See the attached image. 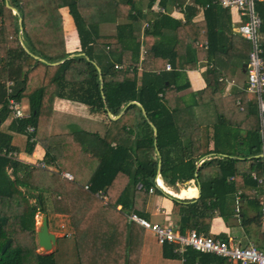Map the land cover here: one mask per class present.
I'll return each mask as SVG.
<instances>
[{
  "label": "trees",
  "instance_id": "16d2710c",
  "mask_svg": "<svg viewBox=\"0 0 264 264\" xmlns=\"http://www.w3.org/2000/svg\"><path fill=\"white\" fill-rule=\"evenodd\" d=\"M173 3L187 7L180 10L185 21L172 16ZM218 4L148 0L144 8L142 0H0V151L6 150L0 155V264H61L56 252L38 251L35 241L38 213L46 214L52 227L49 209L65 215L63 226L71 233L63 237L74 240L79 260L74 264H128L137 248L127 218L116 206L148 219L150 188L158 195L169 194L156 185L158 174L175 190L188 182L198 194L192 180L201 189L197 198L170 196L181 233L197 229L215 236L210 227L216 211L229 223L236 196L260 212V199L253 193L258 183L251 176L261 175L264 168L258 157L262 150L258 103L248 98L247 81L242 94L232 100L240 114L256 117V125L245 135V118L239 124L240 118L220 111L234 56L222 47L211 66V54L223 35L211 22ZM192 6L204 7L203 19L193 21ZM62 7L68 8L69 22H64ZM256 9L262 17L259 32L264 33V1H257ZM116 19L121 22L115 34L100 32V23ZM151 36L157 39L146 43ZM259 43L264 58V41ZM205 56L207 86L182 95L191 88L186 68H196ZM168 63L171 70H166ZM242 65L232 63V73ZM11 97L26 106L28 117L12 114ZM211 103L218 114L212 134L211 119L197 118L195 111ZM228 119L237 126H229ZM241 144L248 155L238 151ZM37 148L44 150V158L35 164L8 154H33ZM39 162L71 172L74 182L37 166ZM88 183L92 193L102 189L109 193L108 208L84 189ZM258 219L259 214L256 225ZM106 222L120 234L116 246L108 238L111 231L101 236ZM216 237L228 240L225 234ZM162 246L165 258L184 256L185 264H231L216 254L192 248L179 254L173 244Z\"/></svg>",
  "mask_w": 264,
  "mask_h": 264
},
{
  "label": "crops",
  "instance_id": "0c3cea01",
  "mask_svg": "<svg viewBox=\"0 0 264 264\" xmlns=\"http://www.w3.org/2000/svg\"><path fill=\"white\" fill-rule=\"evenodd\" d=\"M94 1L95 2H102V0H94ZM147 1L148 0H142V5L144 8H146L145 5L147 4ZM218 5H220V6H218ZM218 5L217 6L220 8L214 10L215 12H213V14H215V17H214V19L211 17V22H212V25H215L216 27L217 26L221 27V31L223 32V35L218 36V39H217V41H219L218 48L215 49L216 51L214 50L211 54V59H210L211 60V66H213L217 60V58H216L217 55H215V53H217V50L221 51L220 49L222 47L228 48L229 50H231L230 53H232L234 56V60L231 63H229V65H228L229 67L227 70V76L225 78L227 81V85L225 86V89L223 92V96L225 97V99L224 98L221 99L222 103L220 105L221 106L220 111L226 110L225 114L228 117L232 116V118H240L239 124H241L242 120L245 118L246 122H243V126H242V128H243L242 134L245 135L246 131L249 130L250 126L253 125L252 127H254L256 125V117L250 116L249 118H247L244 114L243 115L240 114L242 111L236 109V105H232L233 104L232 100L235 99L237 96L242 94L240 91H242L244 89V86L246 84L247 73H246L245 60L248 57V50L251 49V45L250 44L248 45L247 39L245 37H243L237 30L238 26L241 24L240 21L242 19H244L240 15L239 11L236 10L235 8H228V7H225L223 5L221 6V4H218ZM100 6H102V5H100ZM176 6L177 5H174V3L172 6V9L170 6L171 12L174 13V14H172V16L175 18H180V19L185 21V13L183 11L182 12L181 11H175V12L173 11V10H175ZM62 8H67V7H62ZM185 8H187V7L185 6L184 9ZM61 9H60V11H61ZM204 10H205L204 7L196 6L194 8L192 6V9L190 10V14L193 16L194 22L203 19ZM119 22H121V21H118L116 19L115 21H111V22L106 21V22L100 23V25H99L100 26L99 27L100 32L103 34H107V35L115 34L116 28H117ZM216 23H218V25ZM67 29H70V25L67 26ZM181 35H182V32L179 33V36H181ZM151 37H149L148 39L146 38V43H149V42L157 39L154 36H151ZM259 40L261 42L264 41V33L263 32H259ZM197 43H198V45H200V41H198ZM76 45H77V43L72 46L73 47L72 49H76ZM205 47H208V44H205ZM208 61L209 60H207V57L205 56V58L202 61H199V64L196 68H192V69H190L189 67L186 68L185 71L187 74V78L189 79V81L191 83V88L182 91L181 92L182 95L187 96L188 94L202 90L207 86V80H206V75H205V70L207 68H206L205 63ZM220 62L221 61L219 60L218 63H220ZM240 62H243L241 69H238L237 71H235V74H233L232 71L234 68L231 66V64L234 63L235 65H239ZM236 63H238V64H236ZM168 64H170V63H168ZM220 78L222 79V77H220ZM248 98L251 99L252 96H248ZM175 101H176V98H175ZM175 101L173 103H175ZM173 103H167V105L169 107H171V105ZM223 103H224V105H223ZM202 107L198 106L195 109L197 118L205 117V113L203 112V110H201ZM253 112H255V111H253ZM257 114H258V111H257ZM209 119H211V123L209 125H211L210 133L212 134L213 133V125L215 124V122L218 119V114L216 112L214 104H212V103H211V118H209ZM227 124H230L229 119L227 121ZM237 124L238 123L236 122L235 124H233V125L230 124L229 126L236 127ZM211 147H212V143H211ZM241 149H245L248 152V148H245V147L243 148L242 144H241ZM19 155L24 161L34 163L38 160L43 161L44 150L37 148V150L33 154H25V153L19 152ZM31 157H34V158L31 159ZM202 162H203V160L200 163H202ZM158 178L162 180L160 174H158L156 179H155L157 184H158ZM231 179H233V178H231ZM186 183H188V182H186ZM190 183H193V181H190ZM168 188H170L175 194H170L169 192H167L163 188H161V189L166 194L169 193L168 195H158V194H155V191H153L152 193L149 194L147 202L145 204V213L148 214V216H149L148 220L149 221L154 222L151 219H158V220H160V222H154V223H164L165 221L169 220L175 224H178L180 218L178 215H175L172 213L173 201H172L170 196L172 195V196H175L176 198H180V199H186V198L192 199L194 196H195L194 198H197L199 196V191H198V194H196L195 190H194V186H192V185H186V187L180 188V190L179 189L175 190L172 187H168ZM186 194L187 195L189 194L191 196L190 197L185 196ZM108 195H109V193H108ZM260 195H261V192H259V195L257 196L258 199H259ZM109 197H110V201H111V196L109 195ZM237 201H240V205H241L240 210L242 211V212L241 211L238 212V215H236V202ZM243 202H244V199L240 198L239 196L235 197V202L233 205L235 208V215H234V217H231V220L229 223H226L224 221V219L218 215V211H216L217 215L211 221V227H210L211 233L215 234V236H217L219 234H225V236L227 237L228 240L231 239L235 243L238 242L241 244H247L248 242L253 241V242L260 244L259 240H260L261 234H260V232L257 231L256 223H254L255 218H258V214H259L258 210L254 211L252 208L248 207V205H245V202L243 204ZM118 206H121V210H118V208H117ZM104 208H108V207H104ZM116 210L127 218V224L131 230L130 238H131V241L135 243L136 248H137V250L133 254V259H131L128 264H185L184 256H181L180 257L181 259L180 258H178V259L165 258L163 256V246H162V244H160L158 242L155 234L152 233L151 231H149L148 229H145L140 224L133 222L129 219L128 216L130 213L134 212V213H137L138 215H140L138 212H136L134 210H126V212H125V210L123 209V206L121 204H118L116 206ZM241 215H244L243 221H242L243 218L241 219ZM58 216H62L63 220L66 222L65 215L58 214ZM91 216H92V214H90V217ZM140 216L147 219L146 217H144L142 215H140ZM63 224H64V222L61 225H63ZM61 225H60V227H61ZM101 225H102V223H101ZM104 226H107V227L102 231L101 236H105L106 233L109 234L111 231V233L108 236V238L111 241V246H116L117 244H119L120 243L119 241L121 239H120V234L117 233L116 227L115 226L112 227L111 223H107V222L104 224ZM251 226L253 227V230H251ZM56 237L58 238V236H56ZM72 241L74 243L73 238H72ZM54 247H55L54 249H56L57 244ZM54 249L52 250V252H56ZM75 253H76V248H75V243H74V245H73L74 256H75ZM75 258H78V256L76 255ZM74 262H75V260L72 261V263H74Z\"/></svg>",
  "mask_w": 264,
  "mask_h": 264
},
{
  "label": "built area",
  "instance_id": "2783aa9c",
  "mask_svg": "<svg viewBox=\"0 0 264 264\" xmlns=\"http://www.w3.org/2000/svg\"><path fill=\"white\" fill-rule=\"evenodd\" d=\"M221 5L228 8H235L239 11L240 15L244 18L240 21L238 26V32L249 40L251 49L248 54V61L246 64L247 73V88L248 92L258 103V112L260 118L259 130L262 139L261 159L264 164V58L261 56L263 49L259 43V30L262 25V17L256 9L257 1L264 0H215ZM208 7V5L206 6ZM157 8L165 12L166 8L159 5ZM184 6H176L175 10L180 11ZM207 46V45H206ZM167 70H171L172 66L167 64ZM10 108L12 114L15 117H28L29 114L24 112L25 106H22V102L11 97L9 99ZM28 130L33 131V127L28 126ZM3 150L2 152H5ZM0 151V155L2 154ZM8 152V151H7ZM10 156L15 158H21L19 152H8ZM260 158V157H259ZM23 160V159H21ZM40 163V162H39ZM37 163V166L48 168L56 174H60L61 177L66 178L74 182V175L69 171L60 172L55 168L48 167L42 163ZM252 178L257 181L258 188L253 190L255 195H259V189L262 188L260 199V223L256 225L257 231L260 232V244L256 242H248L247 244L235 243L231 239L224 240L217 238L214 235L205 234L199 232L197 229H191L186 233H181L178 228V224H175L169 220L164 223H154L138 215L137 213H130L129 219L133 222L140 224L145 229H148L155 234L160 244L169 243L174 245V252L184 254L188 248H192L198 252L211 253L224 257L231 264H264V168L263 173L258 175L256 172L251 174ZM90 184H86L84 189L89 191L95 198L102 202L103 206L110 205V197L105 190H98L92 193L90 190ZM138 188H142L140 184ZM154 188H150L149 192L152 193ZM121 210V206L117 207ZM240 201L236 202V214L241 210Z\"/></svg>",
  "mask_w": 264,
  "mask_h": 264
},
{
  "label": "rangeland",
  "instance_id": "374dc122",
  "mask_svg": "<svg viewBox=\"0 0 264 264\" xmlns=\"http://www.w3.org/2000/svg\"><path fill=\"white\" fill-rule=\"evenodd\" d=\"M13 12L16 13L17 11L13 10ZM60 12H61V14H62V16L64 18V22H69L71 20V16L68 13V8H62ZM69 31H73V30L69 29ZM77 47H78V45H76V48ZM246 81H247V79H246ZM25 108H26V106H25ZM201 110H203V112L205 113V117H201V118H206V119L211 118V104L203 106L201 108ZM238 149H239L238 151H242V153H244V155H248L247 150L241 149V147H239ZM20 159H22V158H20ZM199 164H200V162H199ZM193 182L195 183V186H197L196 182L194 180H193ZM186 185H188V183L179 184L178 185V189L180 190V188H184V187H186ZM197 188H198V191H199L200 187H197ZM199 195H200V191H199ZM31 202L34 203L35 200L31 199ZM49 202L50 201L48 200V206H50ZM58 202H61V198H58ZM49 210H50L49 215L52 217V223H50V225H52V227L50 228V231L52 233H54L56 236H58V238H59V239L57 238V243H56L57 247H56V249H54L55 247H53V249L56 251V254H55L56 261L58 263H61V264H74V263H77L79 260H78V258H75L76 253H75V256L73 254V245H74V243L72 241V237H69V236L68 237H62L67 232L71 233V231L63 226V225H65L66 222L63 220L62 216H58L51 209H49ZM45 215L46 214H43V213H40V214L38 213L36 215V230L39 229L40 224L42 222V218ZM151 220L154 221V222H160V220H158V219H151ZM62 221L64 222L63 225H61L63 223ZM56 222H57V224H56ZM60 225H61V227H60ZM251 230H253L252 226H251ZM35 241L38 244L37 233L35 235ZM52 250H45L42 247H39V245H38V251H40L42 253H51ZM74 260H75V262L72 263V261H74Z\"/></svg>",
  "mask_w": 264,
  "mask_h": 264
},
{
  "label": "water",
  "instance_id": "95a60500",
  "mask_svg": "<svg viewBox=\"0 0 264 264\" xmlns=\"http://www.w3.org/2000/svg\"><path fill=\"white\" fill-rule=\"evenodd\" d=\"M10 7L13 10L17 11L14 7H12V6H10ZM58 63L59 62H56L54 64H58ZM98 70H99V72H101V69L99 67H98ZM100 78H102V77L100 76ZM131 103H137L138 105H140L136 101H132ZM144 113H145V111H144ZM109 115L112 116V114L110 112H109ZM120 115H118L117 117H114V119L119 118ZM154 132H155V137H157V128L156 127H154ZM258 157L261 158V155H258ZM160 167H161V160L159 161V170L158 171H160ZM196 176H197V172H196ZM199 191H201L200 188H199ZM37 238H38L39 247H42L45 250H52L53 247L56 246L57 237L54 233H52L50 231L49 224H48V216H46V215L43 216L40 227L37 230Z\"/></svg>",
  "mask_w": 264,
  "mask_h": 264
},
{
  "label": "bare ground",
  "instance_id": "6f19581e",
  "mask_svg": "<svg viewBox=\"0 0 264 264\" xmlns=\"http://www.w3.org/2000/svg\"><path fill=\"white\" fill-rule=\"evenodd\" d=\"M158 185L161 187V188H163L164 190H166L167 192H169L170 194H175L170 188H168L165 184H164V182L161 180V179H159L158 178ZM185 196H188V197H190L191 195H185Z\"/></svg>",
  "mask_w": 264,
  "mask_h": 264
},
{
  "label": "clouds",
  "instance_id": "9594fccd",
  "mask_svg": "<svg viewBox=\"0 0 264 264\" xmlns=\"http://www.w3.org/2000/svg\"><path fill=\"white\" fill-rule=\"evenodd\" d=\"M32 163V162H31ZM33 164H35V162L33 163ZM193 181V180H192ZM156 182V181H155ZM156 185L159 187V185L157 184V182H156ZM196 187H199V186H196ZM159 188H161V187H159ZM67 233H69V232H67Z\"/></svg>",
  "mask_w": 264,
  "mask_h": 264
}]
</instances>
